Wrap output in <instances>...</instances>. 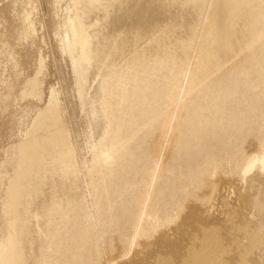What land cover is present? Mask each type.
Returning <instances> with one entry per match:
<instances>
[{
	"label": "bare ground",
	"instance_id": "bare-ground-1",
	"mask_svg": "<svg viewBox=\"0 0 264 264\" xmlns=\"http://www.w3.org/2000/svg\"><path fill=\"white\" fill-rule=\"evenodd\" d=\"M60 2L0 0V66L5 69L0 71V132L8 109L17 100L23 104L22 115L5 131L9 137L15 131L23 136L0 149V168L9 165L12 170L0 174V264H54L57 254L69 256L70 264H264V172H253L243 188H235L233 201L226 194L229 180L222 175L250 155L264 163V69L256 71L252 59H242L251 58L264 38V0L235 1L230 12L243 10L229 24L228 0H65L67 17L54 19L48 7ZM5 13L11 16V27ZM37 13L46 18L40 16L38 24ZM44 23L59 30V37L48 39L50 49L44 45L49 51L29 39ZM161 26L198 53L203 45L224 49L226 59H218L213 69L201 59L205 75H215L207 89L194 93L187 87L200 64L195 58L181 65L175 59H143V44ZM57 39L62 45L55 47ZM17 45L31 50L23 76ZM69 51L74 56L67 66L63 57ZM114 51L120 53L118 59ZM235 56L239 59H232ZM91 59L103 77L102 88L110 93L120 86L117 101L106 95L95 104L83 67ZM7 62H15L16 68L6 70ZM52 64L58 89L47 83ZM256 64L263 65L258 59ZM145 65L150 67L140 86L128 90L119 83V72L142 75ZM68 78L74 88L65 100L60 90L67 93ZM185 94L189 102L182 101ZM71 100L78 102L79 120L93 118L97 108L104 112L110 150L118 159L97 194L99 225L108 233L102 238L104 255L87 235L78 239L75 252H68L64 237L69 220L63 216L60 225L53 226L51 208L37 210L47 185L60 186L67 176H76L70 142L76 122L67 115ZM128 105L131 115L121 119L118 115ZM193 184L202 185L201 193L191 191ZM217 189V207L205 210L194 203L209 202ZM146 193L151 204L147 211L157 218H168V208L175 211L172 234L155 231L153 239L137 240L129 230L128 221ZM32 216L41 222L48 245H38L39 254L31 261L26 246ZM86 229L89 234L91 229Z\"/></svg>",
	"mask_w": 264,
	"mask_h": 264
},
{
	"label": "rangeland",
	"instance_id": "rangeland-1",
	"mask_svg": "<svg viewBox=\"0 0 264 264\" xmlns=\"http://www.w3.org/2000/svg\"><path fill=\"white\" fill-rule=\"evenodd\" d=\"M235 1L241 2V1H245V0H228V2H227V15H226V20L228 21V24H229V21L231 22L230 19L235 20L236 15H238L240 13V11L243 10V9H236L235 11L230 12L231 7H232L231 5ZM254 4H255V6H257L258 3L257 4L254 3ZM64 7H65V0H61L59 5H57V4L49 5L48 10L52 11V9H53L54 19L55 18L56 19L57 18L58 19L59 18L64 19L67 17V13L64 11ZM41 12H43V11H41ZM44 15H45V13H44ZM59 15H61V16H59ZM36 16H37L36 23L38 24L37 21L41 15L37 13ZM41 17L43 18V20L46 19L44 16H41ZM5 20L7 22V25L11 27L12 26L11 25L12 23L10 22L11 16L9 14L5 13ZM37 26H38L37 31H41V32H38L37 35H35L33 38H29V39L33 40L34 42H38V43L41 42L40 43L41 47L44 50L47 47L50 49V47L48 46V45H50V40H48V39L49 38L51 39L53 36L59 37V36H57L59 30L57 29V27L55 28L54 24L52 25V24L44 23L41 26H39V25H37ZM44 29L46 31H48V33H49V34L47 33L48 34L47 36L45 33L46 31ZM157 30H158V32H156L155 35L152 36L151 39L148 42L144 43L142 46L141 50L143 52H141V53H142L143 59H154L155 57L160 58V59H175L176 62L181 65V63L184 59L190 60V59L195 58L198 62H200V64L196 66L195 73H194L193 77L191 78V80L188 82L187 87H189L192 92L194 91V93H196V91L199 92L201 89L202 90L207 89L208 86L212 83V79H213V77H215V75H213V76L211 74H208V76L205 75L203 65L201 66V63H202L201 59H206L205 63L208 64L209 66H211L213 69L215 66V62L218 59H226L224 57V54H225L224 49L220 48V47H212L210 45H203L202 48H200V51L198 53V52H196L197 49H195L194 47H192L190 45H189V47H183L180 44V41H178L175 38V36L172 34V32L169 29H167L165 26L158 27ZM25 36H26V34H25ZM45 36H46L49 44L47 43ZM131 37L132 36L130 35V37H129L130 44L132 43ZM262 39L263 40H262V43L260 44V46H258L257 48H255L253 50V53H252L253 56L251 58L246 56L245 54H244L245 55L244 58H242V59H252L253 60V67H255L256 71H258L260 68L264 69V61H263L264 58L261 59V57H264V38H262ZM10 40L12 41V39H10ZM55 41H54L55 47H57L58 45H62V43L60 41H58V39ZM44 42H46V43L44 44ZM13 43L18 44V43H16V41H14ZM44 45H46L47 47H45ZM27 48H28V46L23 48V47H20L18 45L16 48L18 50V52L20 51L19 57H18L19 59L16 60L17 66H20L22 68V69H20V71H21L20 76L25 75L26 69H24V68L28 62V59L30 60V56H31L30 51L31 50H29V48L28 49ZM48 48L46 49V51H49ZM261 48L263 49L262 51H261ZM196 53H198V54H196ZM66 54H64L63 60L65 58V60H64L65 65L68 66L69 61H67V60L71 59L74 56V54L71 53V51H69V53L67 52ZM23 55H25V56H23ZM194 55H196V56H194ZM119 56H120V53L118 51H114V59H118ZM190 56L192 58H190ZM48 57H50V58H48ZM47 59H48L47 60L48 63L51 64V60H52L51 55L49 56V54H48ZM232 59H239V57L235 56V57H232ZM257 59L259 61H261L263 64L261 67L256 64ZM14 63L15 62H7L6 70L10 69L11 66H12V68H11L12 70L15 69L16 63L15 64ZM144 64H146V63H144ZM52 65H50V68H49V72L51 75L48 73L47 78H49V77L50 78H49V81H47V83H48V85H52L53 87L55 86V88H57V87L59 88L60 81H59V79H57V78H59V76H58V74H56V69L54 68V65H53V67H52ZM83 67H84V76H85V79L87 82V87H88L89 93L91 94V96L94 98V100L96 102L95 104H97V102L99 100H101L103 97H105L106 95L111 96L112 102L117 101L118 92L120 91V86L116 87L115 89H112L110 93L108 92L107 89L102 88L103 77H102L101 73L99 74V72L97 70L95 60L91 59L87 64H84ZM148 67H150V65H145L143 67L144 73L142 75H138V76H134V75L128 73L127 71L119 72V75H120L119 83L120 82L125 83L126 88L128 90L132 89V87H134V86H140L142 83V78L148 73ZM229 68L230 67L227 65L226 69L228 70ZM1 70H5V69L4 68L1 69V66H0V71ZM116 70L117 69L115 68L114 71H116ZM65 73L68 74V70L65 71ZM256 73H253L252 77H257L258 73L257 74ZM254 74H255V76H254ZM201 76H204V79H202ZM67 80H68L67 93L64 90L61 91L60 90L61 88L59 89L61 98H63V99L65 97L67 98V99L65 98V100H68L70 96L72 97V91L74 88L73 87L74 84L72 83V81H70L71 79L68 78ZM191 88H193V89H191ZM70 89H71V91H70ZM205 91L207 92L208 90H205ZM189 99H190V95L185 94L184 97H182V101L185 100V101L189 102ZM16 103H18V104H16ZM65 103H66V101H65ZM227 103H224V104H227L228 107L230 105H232V103H229V102H227ZM15 104H16V106H15ZM21 106H23V104L21 105V103H19L17 100L13 104V106L12 107L10 106L11 108L8 109V112L10 114L9 113L4 114V117H6V118H4L2 116L5 120L2 119L3 123L1 124V127H2L1 131L2 132H0L1 133L0 136L2 138L0 137V142L2 143V145L0 144V149L1 148L6 149V147L8 148L9 143L11 145H13L14 143H16L18 141V139L21 138L20 136L22 135V133L20 135V133L18 131H15L16 133H14L11 137L6 135L7 132L5 133V131L8 130V126L13 125L15 123L16 118H19L22 115L21 112L23 111L22 110L23 108ZM20 108H22V109H20ZM131 108L132 107H130V105H128L125 108V110L122 111L121 114H119L118 116L121 119L124 118L125 120H128V118L131 115V111H130ZM78 109H79L78 108V102L75 101L73 103V101H72L71 106H69L68 110H67V115L69 117V121L72 120L73 122H76L74 125L75 129L72 128V130H71L72 132L70 135V142L73 146V161H74V165L76 167V176L75 177L67 176L65 181L60 186H58V184L54 187H53V185H47L46 190H45V194H43L45 196V198H42V200H39L42 207L37 208V210L41 211V210H46L47 208H51L52 211L49 215V218H50V223H52L53 226H55L57 224L60 225V221H61L63 216H65L69 220V226H68V230H67L68 234H66L64 237V238H68V240L65 242L67 245V246L65 245V247L67 248L68 252H70V253L75 252L76 248L79 245L78 243H79L80 238L82 239L83 237H86V235H87L89 237H92V240L94 239L96 241V244L98 246L100 253L104 255L106 245L102 242V240H103L102 238L108 237V233H107L106 229L102 230L101 226L99 225L98 210H97V205H98L97 194L99 193L100 189L102 188L103 179H105L108 176V174L110 173V171L113 170L114 167H117L118 159H117V156L112 154V152L110 150L111 149V146H110L111 140H110L109 136L106 134V130L108 128V121L105 118L104 112H101V110H99L98 108L95 110V107H94L93 110L96 111V115L93 118L86 115V116H84V119L79 120L78 119L79 118L78 117L79 116V110ZM11 112H12V114H11ZM75 112H76V115H75ZM5 115H7V116L9 115V116L7 117ZM13 115L14 116L16 115V116L14 117ZM73 115H75V116H73ZM3 125L4 126L6 125V126L4 127ZM22 126L20 127V131L23 130ZM2 133L7 136V139H5L6 136L3 135ZM18 135H20V136H18ZM3 138L5 141L3 140ZM9 139H12V140H9ZM6 144H7V146H6ZM74 144H76V145H74ZM3 147H5V148H3ZM10 153L11 152H7L6 157H8ZM11 156H12V154H10V158H11ZM11 171L12 170H11V167L9 165L5 166V168L3 167V169L0 168V174H9ZM253 172H255V174H260V173L264 172V163L255 159L252 155L248 156L242 163H239L236 167L232 166L229 169H226L223 171L224 174L222 173V175H225L223 177L229 180V182L227 183V185H229V186L226 188V191H227L226 194L231 201L235 200L234 199L235 195H236L235 194L236 193L235 188H236V190L243 188L244 185L246 184V180L248 179L249 175L254 174ZM195 185L196 184L192 185L191 191L193 190L192 192L194 194L201 193L202 185L198 184L199 187H198V185H196V186ZM194 187H195V190H194ZM229 189H231V191H228ZM146 192H147V190H146ZM217 193H218V195H217ZM219 193L220 192L218 191V189L215 190L214 194L212 195V199L209 202H207L208 200L199 199V200H196L194 203L201 205V207L205 210H207V209L211 210V207L214 208V207H217L218 204H220V203H218L219 202L218 196H220ZM232 194H233L234 198L232 197ZM149 204H150V202H148V196L146 193L145 195H143L141 197V200H140L139 204L137 205V207L134 208V210L136 212L135 211L133 212V214L131 216L132 218L131 217H130L131 219L128 218V219H130L128 221L129 230L131 229L132 234L136 235L137 240L153 239V235H151V233H156V232L162 233L164 231L162 234L169 235L175 231L174 229L176 228V225L174 224V222H175V219L177 218L176 215L174 214L175 211L170 210V208H168V210H167L169 213L168 218L159 219L153 214L154 212L149 213L147 211V209L151 205V204L150 205ZM151 208H152V206H151ZM33 210H35V209L33 208ZM141 211H142V213H141ZM134 214L135 215L137 214V215L135 216ZM140 215H141V217H140ZM137 216H138V218H137ZM78 217H79V219H78ZM142 218H143V221L141 220ZM130 221H131V223H130ZM135 221H136V223H135ZM40 225H41V222L40 221L38 222V219L36 217L32 216L31 221H30V229H29V232L27 234V237L29 239L27 246L31 240L33 241V243L31 246H28V247L26 246V251L28 253V259L30 258L31 261L34 257L37 256V254H39L38 245H40V244L45 245V246L48 245L45 241L43 232L39 229ZM78 227H80V228H78ZM86 228L91 229V232L89 233L90 235L85 234V232H86L85 230H87ZM74 229H76V230H74ZM167 232H169V233H167ZM78 233H79V236H78ZM74 234H75V236H74ZM137 240H135V242H136L135 243V251L137 252V255L140 256L141 252H140V247L137 246V242H138ZM68 243H70V244H68ZM69 249H70V251H69ZM57 256H59V258L54 264H59V263L64 264L65 262H66L65 264H70V262L72 263V260L69 259V256L65 257L64 254H62V257H61V254H57ZM67 257H68V259H67Z\"/></svg>",
	"mask_w": 264,
	"mask_h": 264
}]
</instances>
